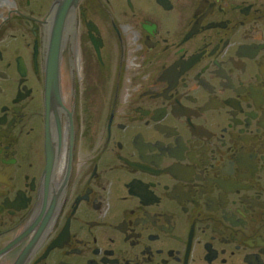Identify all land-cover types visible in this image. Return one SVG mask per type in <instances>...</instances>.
<instances>
[{"label": "flooded vegetation", "instance_id": "af4514ba", "mask_svg": "<svg viewBox=\"0 0 264 264\" xmlns=\"http://www.w3.org/2000/svg\"><path fill=\"white\" fill-rule=\"evenodd\" d=\"M0 0V264H264V0Z\"/></svg>", "mask_w": 264, "mask_h": 264}, {"label": "water", "instance_id": "95a60500", "mask_svg": "<svg viewBox=\"0 0 264 264\" xmlns=\"http://www.w3.org/2000/svg\"><path fill=\"white\" fill-rule=\"evenodd\" d=\"M79 0H57L55 17L59 20L63 19L70 12Z\"/></svg>", "mask_w": 264, "mask_h": 264}]
</instances>
